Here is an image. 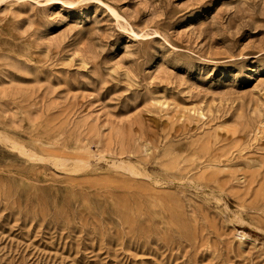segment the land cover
Segmentation results:
<instances>
[{"label":"rangeland","instance_id":"1","mask_svg":"<svg viewBox=\"0 0 264 264\" xmlns=\"http://www.w3.org/2000/svg\"><path fill=\"white\" fill-rule=\"evenodd\" d=\"M0 264H264V0H0Z\"/></svg>","mask_w":264,"mask_h":264},{"label":"bare ground","instance_id":"2","mask_svg":"<svg viewBox=\"0 0 264 264\" xmlns=\"http://www.w3.org/2000/svg\"><path fill=\"white\" fill-rule=\"evenodd\" d=\"M2 134V133H1ZM6 140V139H5ZM33 155V154H32Z\"/></svg>","mask_w":264,"mask_h":264}]
</instances>
